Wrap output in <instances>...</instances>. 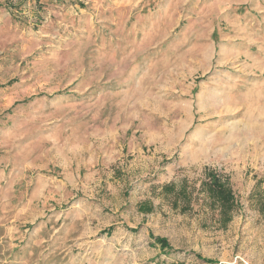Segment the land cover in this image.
Wrapping results in <instances>:
<instances>
[{"label": "rangeland", "instance_id": "rangeland-1", "mask_svg": "<svg viewBox=\"0 0 264 264\" xmlns=\"http://www.w3.org/2000/svg\"><path fill=\"white\" fill-rule=\"evenodd\" d=\"M0 264H264V0H0Z\"/></svg>", "mask_w": 264, "mask_h": 264}, {"label": "trees", "instance_id": "trees-1", "mask_svg": "<svg viewBox=\"0 0 264 264\" xmlns=\"http://www.w3.org/2000/svg\"><path fill=\"white\" fill-rule=\"evenodd\" d=\"M206 192L209 198L218 205L221 215L226 216L235 208L236 205L231 191L220 184L218 178L213 176V174H208ZM155 241L162 249L167 247L165 240L155 238Z\"/></svg>", "mask_w": 264, "mask_h": 264}]
</instances>
